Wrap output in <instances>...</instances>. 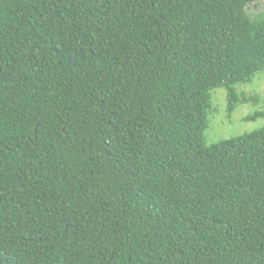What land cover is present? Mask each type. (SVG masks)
I'll use <instances>...</instances> for the list:
<instances>
[{
	"label": "trees",
	"instance_id": "16d2710c",
	"mask_svg": "<svg viewBox=\"0 0 264 264\" xmlns=\"http://www.w3.org/2000/svg\"><path fill=\"white\" fill-rule=\"evenodd\" d=\"M254 1L0 0V264H264Z\"/></svg>",
	"mask_w": 264,
	"mask_h": 264
},
{
	"label": "rangeland",
	"instance_id": "374dc122",
	"mask_svg": "<svg viewBox=\"0 0 264 264\" xmlns=\"http://www.w3.org/2000/svg\"><path fill=\"white\" fill-rule=\"evenodd\" d=\"M248 14L264 13V0H256L246 6ZM248 100L237 105L231 112L227 111L226 89L223 87L211 90L212 112L208 117V126L203 132L206 145L217 143L230 137L256 130L264 125V118L243 120L247 114L264 110V70L255 74L248 84L235 85Z\"/></svg>",
	"mask_w": 264,
	"mask_h": 264
}]
</instances>
